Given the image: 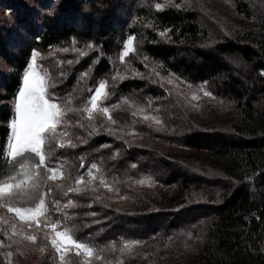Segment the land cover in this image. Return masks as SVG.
<instances>
[{
  "label": "trees",
  "instance_id": "16d2710c",
  "mask_svg": "<svg viewBox=\"0 0 264 264\" xmlns=\"http://www.w3.org/2000/svg\"><path fill=\"white\" fill-rule=\"evenodd\" d=\"M120 1L36 0L40 6L38 12L21 11L14 30L0 32V54L12 67L11 73L0 83V169L8 167L4 156L9 121L14 115V98L33 50L46 53L74 39L99 46L100 56L92 63L87 87L81 95L73 94L76 106L80 107V101L88 95L86 89L109 71L106 57L118 49L126 34L135 35V48L146 57L188 82L213 84L217 93L250 114L253 123L248 130L233 125L203 128L194 124L170 133L153 131L180 145L210 151L227 160L232 165L230 170L170 156L127 138L118 139L106 133L89 136L86 130L83 139L73 142L75 147L57 149L52 157L53 161L64 162V170L70 176L64 181L69 186L89 164L102 161L107 177L119 179L125 174L151 172L160 183L175 190L168 204L159 205L124 183L122 187H127L128 192L134 193L135 200L144 205L135 210H121L94 202L87 212L95 216L82 215L86 212L87 206L83 205L88 198L78 195L80 203L74 207L76 230L81 231L80 220H85L87 225L83 228H92L87 234L101 243L141 241L144 247L136 245L131 254L124 255L126 264H160L157 260L174 251L177 245L196 251L210 247L219 257V264H264V75L260 73L264 67V20L259 25L257 38H228L213 43L209 41L208 31L200 27L197 12L141 6L136 11L135 22L121 32L117 40L116 28H112L118 6L122 5ZM164 29H168L165 35H159ZM18 31H24L27 39L14 47L13 37ZM89 56L95 57L92 53ZM229 57L236 59L237 64L232 65ZM90 60L92 58L86 63L82 61L83 65ZM80 63H64L53 69L51 78L57 84L53 88L49 86L48 91L54 99L59 96L56 92L68 91ZM240 65L250 67L249 85L240 79ZM63 70L66 74L62 77ZM114 89L122 95L157 91L142 78L123 79L112 91ZM74 116L69 111L65 118L73 125L72 130L81 128L78 116ZM101 145L107 147L101 148ZM81 158L85 168H80ZM49 163L51 165V161ZM133 163L138 167L132 168ZM54 200L52 197L49 204H55Z\"/></svg>",
  "mask_w": 264,
  "mask_h": 264
},
{
  "label": "rangeland",
  "instance_id": "374dc122",
  "mask_svg": "<svg viewBox=\"0 0 264 264\" xmlns=\"http://www.w3.org/2000/svg\"><path fill=\"white\" fill-rule=\"evenodd\" d=\"M8 2L12 4H7ZM120 3L122 5L118 6L114 17V26L112 28V30H114V27L116 28L115 34H117V40L119 34L126 31L135 22L136 11L139 7L144 6L156 9V3L162 5L161 9L168 7L177 8L176 5L179 4L180 7L177 9L197 12L200 27L208 31L210 36L209 41L213 43L228 38H237L241 40L257 38L258 35H260L259 25L264 20V0H121ZM39 10L40 6L36 3V0H0V32L4 34V32L14 30L17 22L16 17L21 11L38 12ZM16 33L17 36L13 37L14 42L12 45L14 47L20 46L27 39L24 31H18ZM128 35L129 34H126L123 40ZM123 40L119 44L118 49L112 50L113 52L106 57L110 63L109 71L98 78V80L93 83L92 87L90 86V88H94L100 79L106 78L111 86L110 91L113 93L106 103L109 105L120 104L119 107L112 110L114 119L118 121L116 125H110L105 118H97L98 134L106 133L111 137L117 138V136L105 132L104 128H120L121 125H130L131 127H125L123 132L117 133V135L122 136V138H127L136 144H144L142 146L149 147L153 150H159L170 156L179 157L185 160L203 161L230 170L232 165H230L227 160L219 158L210 151L189 148L180 145L171 139L163 138L158 134L170 133V131L174 129L180 127H182V129L184 127L188 128L189 125L191 126L194 124L203 128L220 126L227 128L233 125L248 130L253 123V117L247 112L235 107L230 98L217 93L213 84L206 82H188L173 72L167 71L160 63L149 59L136 48L132 53L125 57L123 62H121L119 59V53L123 47ZM89 44H92L91 48L88 47ZM64 49H68V51L65 52ZM36 52L38 53L36 56L37 68L41 70L42 73H48V83L51 88L55 87L57 84L51 78L52 71L55 67L64 65V63L65 65H68L76 63V61H81L78 70L76 71L77 77L75 81L72 82L65 94L63 92H56L59 96L57 100H54L55 102L60 103L61 107L67 113L70 111L75 115V118L78 116V120L85 125V127L80 126L81 128L72 130L73 125L70 121L65 119L64 123L61 125V129L68 131L69 136L60 137V139H71L72 142L76 141V137L83 139L86 130H89L87 128L89 121L87 120L86 115H81L80 111L76 110L79 106H76L78 103L75 104L76 101L73 94L81 95L87 87V80L92 74L94 65L92 63L100 56L99 46L91 41L84 42L74 39L71 40L69 44L61 47H54L49 52L41 53L37 50ZM81 52L86 53V55L81 56ZM90 53L95 55V57H90ZM70 57L72 58L71 60ZM88 58H92V60L84 66L82 61L86 63ZM227 59L232 65L237 64V60L233 57ZM69 61H71V63H69ZM29 62L30 59L28 63ZM240 66L241 67L238 70L240 73V79L242 82L248 83L249 85L247 73L249 72L250 67L247 65ZM153 69L161 72L164 88L172 92V97L170 99L166 96L165 91L159 86L162 82L161 76L154 75ZM11 71L12 67L7 62L6 57L0 54V83L2 82L3 77H7ZM117 72H119L121 76H124L125 79H146V83L154 86L157 91L151 93L141 91L124 95L115 91V89L112 91V88L121 81L120 79H117L115 82L112 80V77ZM62 73L63 77L66 74V70H63ZM83 73H87V75H82ZM169 73L172 74L171 77H169ZM260 73L264 75V67L260 70ZM169 78L173 80L172 84L167 83ZM200 89H206L212 95L205 96ZM192 93H198V99L192 100ZM69 96L72 97L71 104L67 103ZM122 97L137 99L141 105H146L148 101H151L152 109L161 108V111L155 114L161 117L163 123L156 125L151 121H134L130 115V111H134L135 109L127 110V105L123 104L121 101ZM152 109H149L148 111H152ZM136 119L140 120L139 116ZM149 124L152 126L149 127ZM132 127L135 128L138 135H128V132ZM153 131H157L158 134H155ZM34 162H38V158H36ZM60 164L64 167V162H60ZM90 165L91 164L88 166ZM87 167L82 173H80L85 177V183L80 185L82 189L80 193L67 192L69 187H75L74 180L71 182L72 184H70L72 186H69V183L64 181V179L57 180L56 182L47 181V183H41L42 191H46L48 186L55 187V184H62L61 189H57V192L55 191L51 196L46 198V205L49 209L48 215L52 222L61 220L64 222V226L71 227L72 225H76V222L74 221L76 217L74 207L80 203L79 200L81 199V196L78 197V195H82L83 198H88L83 205L87 206L85 210L86 212H83L82 214L83 216L90 215L89 212H87L89 209L88 206L93 205L94 202L103 205H110L121 210H135L141 205H144L142 202L135 200L134 193L128 192L129 189L127 190V187H122V184L124 183L128 185L130 189L140 191L146 196V198L149 197L156 202V204L165 205L172 200L175 187H166L158 181L156 175L145 171H139L136 174L131 173L130 175L125 174L119 179L116 176L107 177V180L110 183L113 181V177L117 178L115 186L119 188L118 193L115 191L109 192L107 189L103 188V186L99 185V177H97V180L94 182L97 191H93L92 186L86 187V181L88 179ZM20 171L21 170L17 167L16 172ZM148 175L152 178L151 183L147 180L143 185L138 183L141 178ZM124 177L127 178L125 179ZM40 178L42 181L46 179L44 169H40ZM61 190H64V194L60 192ZM98 195L101 197L100 200H96ZM52 197L55 198V200L58 199L61 201L59 212L56 210L58 207L56 204H49ZM120 197L125 198L121 199ZM68 199L74 201V207H65ZM14 203L15 206H34L33 201L20 200L19 198ZM5 221H7V223H5ZM43 224L44 221L42 219L39 228H37L34 223L32 227L29 228L27 222L20 221L15 217L14 213H9L6 207L0 208V264H68L67 260L64 262L59 260L58 254L52 248L50 241L45 238V233H48L49 235L52 233L51 229L45 228ZM85 224L87 225V221L80 220L81 227L78 226V228L81 231H75L77 239L93 244L98 248H103L110 243H114L116 246V251L105 252L104 259L102 260H96L94 257L91 258L90 264H105L106 260H110L115 264V261L118 258L122 259V264H126L124 259L126 253L121 254L119 252V248L123 246L122 242L108 240L101 243L87 234L92 228H87L88 230H86V228H83V226H86ZM13 225H15V229H13ZM27 235H36L37 241L35 243L28 241L26 239ZM142 244L143 243L139 244L140 247H144ZM41 248H44L45 251H41ZM134 250L135 248L132 251ZM66 255L70 259L76 260V264H83V256L76 257L74 253H68ZM157 262L160 264H219V257L214 250H210V247L203 251H196L195 248H188L185 245H177L175 246L174 251L168 252V254L161 259H158Z\"/></svg>",
  "mask_w": 264,
  "mask_h": 264
},
{
  "label": "snow or ice",
  "instance_id": "6c2138e0",
  "mask_svg": "<svg viewBox=\"0 0 264 264\" xmlns=\"http://www.w3.org/2000/svg\"><path fill=\"white\" fill-rule=\"evenodd\" d=\"M180 7L179 4L176 5ZM157 10L162 8L160 3L155 4ZM168 29L160 31L158 34L164 36ZM135 35H128L123 40V47L119 53V59L121 62L135 50ZM89 48L92 44L88 45ZM65 52L68 49H64ZM38 53L33 50L30 62L28 63L23 76L22 84L18 89V92L14 98V115L9 121L10 135L7 141V153L4 156L8 167L6 169H0V208L6 207L9 213H14L20 221L27 222L28 227L31 228L33 223L40 227L41 220L43 219L45 228L51 229V235L45 233V238L50 241L52 248L58 254L59 260L64 262L68 261V264H76V260L70 259L66 254L74 253L76 257L83 256V264H90L91 258L96 260L104 259V253L107 251H116L114 243H110L103 248L81 241L76 238L75 231L77 226L71 227L64 226V222L56 220L52 222L48 215L49 209L46 205V198L51 196L57 189L62 188V184H55V187L48 186L46 191L41 190V183H47V181L56 182L57 180H63L70 178L66 174L63 165L59 161H53L52 157L55 155L57 149L65 147H75V144L71 139H60V137H68L69 133L66 130L61 129V125L64 123L68 113L61 107V104L55 102L54 98L49 94V77L47 72H43L37 68L36 56ZM81 56L86 53L81 52ZM147 59V58H145ZM71 63V61H69ZM153 74L161 76V83L159 86L165 91L166 96L170 99L172 92L164 88L163 76L160 71L153 69ZM63 75V73H61ZM82 75H87L83 73ZM169 73V77H171ZM117 79L123 80L124 76H121L117 72L112 80L115 82ZM182 82V81H181ZM168 84H172L173 80L169 78ZM205 96L212 95L206 89H200ZM88 95L81 100V105L78 109L81 115H86L89 124V136L98 133L97 118H105L110 125H116V121L113 117L112 110L119 107L120 104L109 105L106 101L113 95L110 91V85L108 80L100 79L94 88L87 89ZM192 100L198 99V93H192ZM121 101L127 105V110L130 111V115L136 122H149L156 125L163 123L161 117L155 113H159L161 108L152 109V102L148 101L146 105H141L139 100L131 97H122ZM68 104L72 103V97L69 96ZM152 109V111H148ZM139 116L140 120L136 118ZM81 127H85L79 120L77 121ZM152 125L149 124V127ZM125 127H131L130 125H121L120 128L106 127L105 132L113 136H117L118 139H122V136H118L117 133H122ZM159 130V129H157ZM128 135H138L135 128L132 127L128 132ZM80 139V137H76ZM128 143V141H125ZM101 148L107 147L101 145ZM116 154H113L115 158ZM38 158V162H34ZM51 161V165L50 162ZM97 162L91 163L87 167V181L86 187L92 186L93 191H97L94 186V182L99 177V185L107 189L109 192H119V188L116 187L117 178L113 177V181L110 183L107 180L106 170ZM21 171L16 172V168ZM84 159L81 158L80 168H85ZM132 168L138 167L135 163L131 165ZM40 169H44L46 173V179L43 181L40 178ZM23 177V178H21ZM150 175L141 178L138 183L145 184L146 180L151 183ZM85 183V177L83 174L78 175L74 179L75 187H69L68 193L82 191L80 185ZM25 201H33L34 206H15L17 199ZM124 199L125 197H120ZM98 195L96 200H100ZM58 207L57 212L60 211V200L53 201ZM74 201L68 199L65 207H74ZM95 216V213H89ZM66 215V214H65ZM7 223V221H5ZM15 229V225H13ZM26 239L35 243L37 241L36 235H27ZM142 243L139 240H123L122 247L119 248L121 254L131 253L136 245ZM41 251H45L41 248ZM105 264H113L112 261L106 260ZM115 264H122V259L118 258Z\"/></svg>",
  "mask_w": 264,
  "mask_h": 264
}]
</instances>
